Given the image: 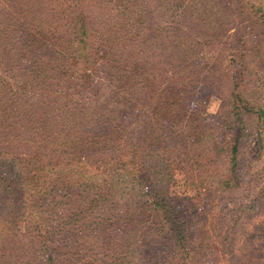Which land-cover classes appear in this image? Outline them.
Here are the masks:
<instances>
[{
	"label": "trees",
	"instance_id": "obj_1",
	"mask_svg": "<svg viewBox=\"0 0 264 264\" xmlns=\"http://www.w3.org/2000/svg\"><path fill=\"white\" fill-rule=\"evenodd\" d=\"M263 160L264 0H0V264H264Z\"/></svg>",
	"mask_w": 264,
	"mask_h": 264
},
{
	"label": "rangeland",
	"instance_id": "obj_2",
	"mask_svg": "<svg viewBox=\"0 0 264 264\" xmlns=\"http://www.w3.org/2000/svg\"><path fill=\"white\" fill-rule=\"evenodd\" d=\"M14 82L15 81H12L13 86H15ZM218 105H219V99L217 98L216 95H212L209 98L207 109H206L205 118L207 119V121L211 122L213 120L215 112L218 108ZM242 144H243V147H242V151L240 152V156H242L243 158V157L249 156L251 152L250 150L253 148V146H252L251 139L242 141ZM247 163L248 161L242 165L241 171L246 172V175L247 173L248 175H250L253 170L246 169ZM258 176H260L262 180H264L263 172L262 174H259ZM251 192H253V190ZM171 193L175 196H183V195L196 196L198 198L197 199V204H198L197 209L203 211L208 208L207 204H208L209 198L207 197V195L204 194V190L199 187V183H197L196 180H189V176H185V174L182 171L175 174L174 181L171 185ZM219 196L226 197V194L224 195L220 194ZM237 199L238 197H235L234 201L236 202ZM210 207H213V205H211ZM210 207L209 209L211 210ZM218 207H216L215 209H218ZM244 216L249 218V222L246 218L245 220L244 218H242L241 221L242 222L245 221V223H249V224L258 223L260 220L264 219V198L262 199V202H260L257 206H255L253 210H249L246 213H244ZM236 238H240L239 233H237V235L233 237V239H236ZM260 247H261L260 252L264 254V246L260 244ZM217 264H230V263H228V261L226 262V261L220 260V262Z\"/></svg>",
	"mask_w": 264,
	"mask_h": 264
}]
</instances>
